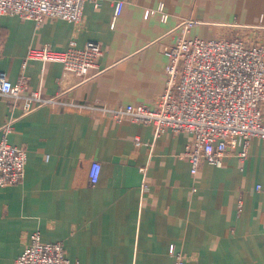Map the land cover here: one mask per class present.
Segmentation results:
<instances>
[{
	"label": "crops",
	"instance_id": "1",
	"mask_svg": "<svg viewBox=\"0 0 264 264\" xmlns=\"http://www.w3.org/2000/svg\"><path fill=\"white\" fill-rule=\"evenodd\" d=\"M243 32L264 40V0H89L76 26L0 17V72L66 103L154 107L165 90L166 49L180 38ZM88 42L102 54L84 81L62 77L59 64L21 68L30 48ZM260 109L264 122V102ZM8 110L0 97V138ZM12 115L7 141L27 160L22 182L0 189V264H14L35 232L62 243L77 264H175L170 247L184 264H264V140L250 142L245 160L231 154L192 177L188 134L155 138L149 126L68 107Z\"/></svg>",
	"mask_w": 264,
	"mask_h": 264
},
{
	"label": "built area",
	"instance_id": "2",
	"mask_svg": "<svg viewBox=\"0 0 264 264\" xmlns=\"http://www.w3.org/2000/svg\"><path fill=\"white\" fill-rule=\"evenodd\" d=\"M87 1L0 0V17H16L34 22L36 26L47 20L76 26L82 21ZM90 1L96 7L101 2ZM122 6V3L116 4L115 17L120 14ZM161 9L162 6L159 7ZM148 15L149 12L145 14L146 17ZM101 54L100 46L94 42H88L83 48L70 43L62 51L47 46L34 47L23 58L21 68L23 70L28 62L59 64L63 70L62 77L73 76L84 81L95 70ZM163 55L167 59L165 90L154 107L66 103L31 90L23 75L11 83L5 73L0 72V97L8 104L10 114L1 128L0 189L17 185L24 177L27 152L24 148L11 146L6 137L15 121L12 115L15 108L23 117L47 106L68 107L92 117L149 126L155 138L165 133L188 134L192 142L184 159L190 166L192 177L204 164L217 166L231 154L240 161L245 160L250 142L264 140L260 109L264 102V41L257 43L242 35L212 41L180 38ZM136 146H140L139 141ZM99 170L98 163L91 164L90 184L97 183ZM169 253L175 258V264H184L172 247ZM14 264L77 263L68 261L62 243H45L35 232L29 236L27 247Z\"/></svg>",
	"mask_w": 264,
	"mask_h": 264
},
{
	"label": "rangeland",
	"instance_id": "3",
	"mask_svg": "<svg viewBox=\"0 0 264 264\" xmlns=\"http://www.w3.org/2000/svg\"><path fill=\"white\" fill-rule=\"evenodd\" d=\"M88 2V1H87ZM115 8H116V6H115ZM229 36V35H228ZM242 36H245V37H247V38H249V39H253L255 42H257V43H261V41H264L263 39H259L258 37H256V36H253V35H250V34H248L247 32H243L242 33ZM251 37V38H250ZM67 258V257H66ZM69 261V260H68Z\"/></svg>",
	"mask_w": 264,
	"mask_h": 264
},
{
	"label": "bare ground",
	"instance_id": "4",
	"mask_svg": "<svg viewBox=\"0 0 264 264\" xmlns=\"http://www.w3.org/2000/svg\"><path fill=\"white\" fill-rule=\"evenodd\" d=\"M233 35H238V34L235 33V34H232V35H229V36H226V37H230V36H233Z\"/></svg>",
	"mask_w": 264,
	"mask_h": 264
}]
</instances>
